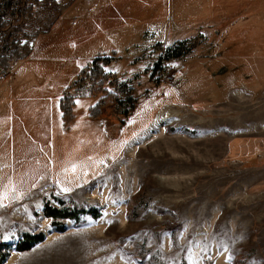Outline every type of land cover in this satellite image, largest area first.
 I'll return each instance as SVG.
<instances>
[{"label": "rangeland", "instance_id": "374dc122", "mask_svg": "<svg viewBox=\"0 0 264 264\" xmlns=\"http://www.w3.org/2000/svg\"><path fill=\"white\" fill-rule=\"evenodd\" d=\"M59 1L3 15L30 36L0 77V264H264V0ZM111 52L135 107L76 100L54 163L51 101Z\"/></svg>", "mask_w": 264, "mask_h": 264}, {"label": "trees", "instance_id": "16d2710c", "mask_svg": "<svg viewBox=\"0 0 264 264\" xmlns=\"http://www.w3.org/2000/svg\"><path fill=\"white\" fill-rule=\"evenodd\" d=\"M22 1L23 0H0V77L8 70L13 62L16 61V59L21 58V54L25 48L26 42L20 43V39H27L30 36L29 30L23 29L22 24L20 23L14 24L12 22L9 24H3V15L12 11V5L14 3H22ZM48 1L49 7H52L51 10H53L54 13H59V10L63 6H57H59L61 2L59 0ZM31 7V4H28L25 7L24 11H22V9L20 10V13L23 12L29 17V23H32L35 19L34 12L31 10ZM32 19L33 21H30ZM39 19L41 21L44 18L41 16V18ZM36 29L38 30V32L41 31L43 35L49 31V29L42 31L43 29L41 27H37ZM170 56H173V54H171ZM117 57L118 56L113 55V52H111V54L98 53L95 56L91 57L85 65L81 66L78 73L74 76L72 82L66 85L62 89L60 94L57 97L53 98V100L51 101V146L55 148V157L52 156V160L54 161V163H56L58 158H61L62 156L63 158L65 157L66 154H64V150H68V148L70 149L71 145H74V148L78 147L74 142V140L77 141L78 138L74 135L85 132L82 127V124L85 123L84 121L82 123L77 122L75 126L72 125V121H74V102H76V100L79 99L80 102L85 104L84 101L89 102L90 99H93L96 95H98V98L96 100L94 99V104L91 106L88 105L87 112L89 116H97L99 114L98 109L100 105L105 99L113 96V93L115 91H120V94L118 96H115L113 100L114 109L117 113L128 115L130 113V110L135 107L134 105L137 102V97L131 95L130 90H128L124 82L119 81L116 75H113L111 72L106 71L105 69V66ZM93 133H95V130L93 131ZM64 137H69V143L65 144V146L62 147L63 150L61 154H59L60 157H58V146L60 147L59 144L60 142H62ZM59 163H61V161H59L58 164ZM3 168H5V166ZM43 211L48 217L52 219V225H54L57 230H63L61 226L62 224L56 221L57 218L68 217L76 219L74 212L60 209L58 207L50 205L47 202H45L43 205ZM95 215L96 214H94V216ZM42 238L43 235L41 232L35 234L24 232L20 234V238L15 248L17 250L28 249L34 242L40 241ZM4 257L5 253L0 254V262Z\"/></svg>", "mask_w": 264, "mask_h": 264}, {"label": "bare ground", "instance_id": "6f19581e", "mask_svg": "<svg viewBox=\"0 0 264 264\" xmlns=\"http://www.w3.org/2000/svg\"><path fill=\"white\" fill-rule=\"evenodd\" d=\"M169 115L168 110H163L161 112H158V115L155 120V124L157 125L158 128H162L165 123H167L166 117Z\"/></svg>", "mask_w": 264, "mask_h": 264}, {"label": "snow or ice", "instance_id": "6c2138e0", "mask_svg": "<svg viewBox=\"0 0 264 264\" xmlns=\"http://www.w3.org/2000/svg\"><path fill=\"white\" fill-rule=\"evenodd\" d=\"M106 70H109V69H106ZM111 70H113V71H114L115 69H111ZM77 103H79V101H77Z\"/></svg>", "mask_w": 264, "mask_h": 264}]
</instances>
